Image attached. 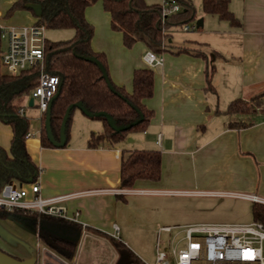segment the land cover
Returning <instances> with one entry per match:
<instances>
[{
    "label": "crops",
    "instance_id": "obj_1",
    "mask_svg": "<svg viewBox=\"0 0 264 264\" xmlns=\"http://www.w3.org/2000/svg\"><path fill=\"white\" fill-rule=\"evenodd\" d=\"M14 1L7 0L5 8ZM5 8L0 7V26H25L37 20L28 11H16L6 19ZM229 8L241 26L232 27L211 15L203 42L196 38L174 42L173 35L166 39L176 48L201 52L204 51L187 45L208 48L212 54L204 52L207 61L189 53L165 52L159 55L162 64L154 67L143 60L148 51L144 44L125 47L122 33L111 29L110 15L102 1L86 9V19L94 26L92 49L105 54L108 74L115 85L131 92L134 70H153L154 93L144 103L154 116L145 132L97 148L87 144L91 133L102 131V122L79 108L73 113L70 138L64 147H43L39 138L41 122L31 124L32 136L27 138L26 147L40 168L35 183L40 186L41 196L78 194L63 203L70 216L79 213L76 221L50 226L78 239V248L72 261L67 262L40 244L29 221L10 216L0 219V264H118L120 254L109 240L114 224L119 227V240L143 264H149L155 254L151 262L143 260L120 235L124 233L129 238L130 230L135 229L128 199L142 204L166 196L247 200L241 196L252 195L264 201V0H230ZM205 24L203 20L202 27ZM0 45L4 51L5 45ZM207 62L215 68L214 91L207 89ZM259 95L260 103L250 113H224L231 101H250ZM91 120L98 123L88 122ZM231 122L242 126L231 127ZM81 123L84 129L79 130ZM11 138L10 126L0 122V145L7 151ZM134 149L160 151L161 176L158 181L137 180L132 188L122 189L121 158ZM198 223L205 222L168 226ZM136 229L140 230L138 224Z\"/></svg>",
    "mask_w": 264,
    "mask_h": 264
},
{
    "label": "trees",
    "instance_id": "obj_2",
    "mask_svg": "<svg viewBox=\"0 0 264 264\" xmlns=\"http://www.w3.org/2000/svg\"><path fill=\"white\" fill-rule=\"evenodd\" d=\"M102 1L103 9L110 15L111 29L121 32L127 48L136 43L144 44L157 55L189 53L207 61L204 52L186 47H173L166 43L173 28H183L196 17L193 0H169L176 2L181 11L161 19V4H149L146 0H15L6 15L16 11H28L46 30L74 31L67 40L50 41L44 47L45 71L59 78L56 94L46 115L40 118L39 138L43 147H64L70 138L72 117L79 108L85 115L102 122L99 133H91L89 148L108 143L118 144L131 135L145 132L154 116L144 101L153 96L154 72L150 68L134 70L132 90L127 92L115 85L108 74V62L104 53L92 49L94 27L87 21L86 9ZM230 0H201L202 11L226 21L232 27L241 26L229 8ZM37 7V8H36ZM200 28V27H199ZM1 43V41H0ZM1 47V45H0ZM2 53L0 48V54ZM217 56V52H214ZM215 68L206 64L207 89L214 91L212 76ZM39 71L35 68L9 74L0 68V122L10 126L12 138L9 151L0 145V193L9 182L31 185L38 180L40 168L32 160L26 147V135L31 125L24 114V107L15 101L30 95L37 85ZM262 95L250 101L235 99L224 113L248 114L260 103ZM242 126L231 122L230 126ZM63 144L60 146V143ZM161 176V152L134 149L123 154L120 164V188L130 189L137 180L158 181ZM121 198V196H118ZM252 222L264 223V204L252 203ZM10 216L23 218L36 229L41 245L70 262L78 248V239L65 236L51 229V225L69 224L70 221L28 210L7 211L0 208V219ZM110 242L120 254L118 264H143L127 247L114 237Z\"/></svg>",
    "mask_w": 264,
    "mask_h": 264
},
{
    "label": "built area",
    "instance_id": "obj_3",
    "mask_svg": "<svg viewBox=\"0 0 264 264\" xmlns=\"http://www.w3.org/2000/svg\"><path fill=\"white\" fill-rule=\"evenodd\" d=\"M181 11L174 1L163 0L161 4L162 22L171 14ZM190 26L183 27L189 31ZM46 29L42 24L25 26H0V41H5V49L0 54V68L5 73L14 74L35 68L39 71L37 85L30 93L33 107L41 115H47L50 102L59 86V78L45 71L44 47ZM149 67L161 65L163 59L152 51L143 57ZM24 111V109H22ZM31 125L26 138L32 136ZM78 194L42 197L38 183L28 188L9 182L0 193V208L7 211L28 210L42 215L76 221L78 212L69 215L64 202ZM253 203L264 204L258 196L242 195ZM112 237L119 239V227L113 225ZM177 230L176 235H171ZM168 235L161 246L160 233ZM149 264H264V223L241 224L198 223L186 226H163L158 230L154 261Z\"/></svg>",
    "mask_w": 264,
    "mask_h": 264
},
{
    "label": "rangeland",
    "instance_id": "obj_4",
    "mask_svg": "<svg viewBox=\"0 0 264 264\" xmlns=\"http://www.w3.org/2000/svg\"><path fill=\"white\" fill-rule=\"evenodd\" d=\"M193 4L196 10V17L193 21L188 23V26L191 28L189 31H184L183 28L171 29V33L168 38L173 35L175 39L174 42L182 43L185 41V39L193 38H196L199 42H203L207 36L206 25L209 23V20L212 18V16L203 13L201 0H193ZM6 5L7 0H0V7L5 8ZM8 9L9 7L5 8L3 12L6 19L12 17V15H6ZM199 19L205 20L206 24L203 27L197 28L196 22ZM73 35L74 31L71 29L46 30L45 32L46 39L50 41L67 40ZM1 44L2 46L5 45V41L2 40ZM187 46L199 48L206 52L209 56L212 54V52H209L210 50L208 48L198 44H188ZM1 71L5 72L3 68H1ZM29 100L30 96L24 95L19 97L15 103L24 107V114L30 119L31 124L37 125L40 123V118L42 115L36 107L27 106ZM79 111L80 110L78 108L75 109L74 114ZM88 122L98 123L97 120H91ZM76 124L77 123H75V126ZM78 128L79 130L84 129V124H79ZM128 200L131 201L129 205V212L130 218L134 222L135 229H132L133 227L130 228L132 230H130L129 238L124 233L120 235L122 239L129 242V247L134 253L148 262L152 261L153 253L155 254V245L158 239V230L160 226L183 225L191 222L242 224L252 222L251 207L253 202L240 198H197L166 196L159 198V201L156 199L155 201H147L144 203L141 202L142 204H139L137 199L133 201L130 199ZM137 224L139 225L140 230L136 229ZM177 232V230H173L171 235L174 236ZM168 235L169 234L165 232L160 233L161 246H164Z\"/></svg>",
    "mask_w": 264,
    "mask_h": 264
},
{
    "label": "water",
    "instance_id": "obj_5",
    "mask_svg": "<svg viewBox=\"0 0 264 264\" xmlns=\"http://www.w3.org/2000/svg\"><path fill=\"white\" fill-rule=\"evenodd\" d=\"M202 25H203V20L202 19L197 20L196 27L199 28V27H202ZM28 106L29 107H33V98H30L29 103H28ZM46 117H47V115H46ZM47 119H48V117H47ZM62 144H63V142L60 143V146Z\"/></svg>",
    "mask_w": 264,
    "mask_h": 264
}]
</instances>
